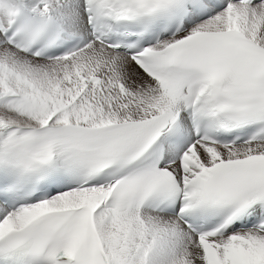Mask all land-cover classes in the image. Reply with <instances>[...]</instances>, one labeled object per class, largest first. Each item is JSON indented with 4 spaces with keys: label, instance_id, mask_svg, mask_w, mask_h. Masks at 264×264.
Listing matches in <instances>:
<instances>
[{
    "label": "snow or ice",
    "instance_id": "6c2138e0",
    "mask_svg": "<svg viewBox=\"0 0 264 264\" xmlns=\"http://www.w3.org/2000/svg\"><path fill=\"white\" fill-rule=\"evenodd\" d=\"M0 264H264V0H0Z\"/></svg>",
    "mask_w": 264,
    "mask_h": 264
}]
</instances>
